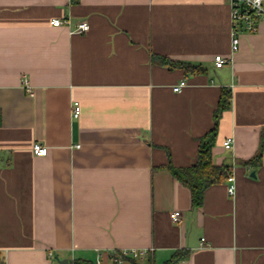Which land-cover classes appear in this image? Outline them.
<instances>
[{
    "label": "crops",
    "instance_id": "crops-1",
    "mask_svg": "<svg viewBox=\"0 0 264 264\" xmlns=\"http://www.w3.org/2000/svg\"><path fill=\"white\" fill-rule=\"evenodd\" d=\"M224 88L212 153L235 193L194 206L169 165L196 162ZM262 136L264 20L234 50L229 0H0V264H264Z\"/></svg>",
    "mask_w": 264,
    "mask_h": 264
},
{
    "label": "trees",
    "instance_id": "trees-1",
    "mask_svg": "<svg viewBox=\"0 0 264 264\" xmlns=\"http://www.w3.org/2000/svg\"><path fill=\"white\" fill-rule=\"evenodd\" d=\"M164 63H170L172 66L184 67L186 70L195 71L200 69L201 66L194 65L185 61L170 60L167 57H160ZM230 89L224 88L220 99V104L215 112V125L214 128L200 137V143L198 148V156L195 163L186 167H176L172 164L169 165L170 170L174 177L179 179L191 190L192 204L198 206L202 204L205 190L212 184L225 181L229 174L232 172V168L228 164H216L213 161L212 148L216 142L218 122L221 112L230 107L231 100ZM264 148V138L262 136V143L256 153L255 157L246 161L247 163H254L258 165L260 163L261 155ZM188 256L186 251H176L174 255L168 259L164 264H173ZM131 264H153L150 261L142 262L135 257H127ZM74 264H87L83 260H75Z\"/></svg>",
    "mask_w": 264,
    "mask_h": 264
},
{
    "label": "built area",
    "instance_id": "built-area-1",
    "mask_svg": "<svg viewBox=\"0 0 264 264\" xmlns=\"http://www.w3.org/2000/svg\"><path fill=\"white\" fill-rule=\"evenodd\" d=\"M231 9V21H232V48L237 50L240 45V33L241 32H255L258 28L260 20H264V0H229ZM52 24L61 25L63 23L69 24L70 19L66 18H53ZM90 25L87 21L81 20L76 24V29L80 32L87 31ZM226 62V58L221 54L215 56V63L217 66H222ZM28 91H32L30 86L25 81ZM186 83L182 80L174 86V90L180 91L182 86ZM81 105L78 100L73 102V115L78 117L80 115ZM224 145L230 148L232 145V138H227L224 141ZM33 150L37 155H46L48 148L46 145L35 142L33 144ZM228 192L230 194L235 193L234 174L230 173L228 176ZM181 211L176 210L172 213V219L174 221L179 220ZM146 254V250L129 249L120 253H115L112 257L114 261L121 262L127 257L140 258Z\"/></svg>",
    "mask_w": 264,
    "mask_h": 264
},
{
    "label": "water",
    "instance_id": "water-1",
    "mask_svg": "<svg viewBox=\"0 0 264 264\" xmlns=\"http://www.w3.org/2000/svg\"><path fill=\"white\" fill-rule=\"evenodd\" d=\"M65 261H68L67 259H65Z\"/></svg>",
    "mask_w": 264,
    "mask_h": 264
}]
</instances>
